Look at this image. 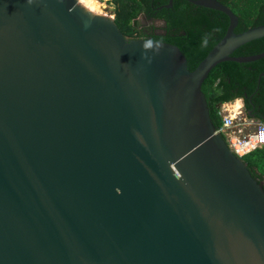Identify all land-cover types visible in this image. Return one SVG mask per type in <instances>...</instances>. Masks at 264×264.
I'll use <instances>...</instances> for the list:
<instances>
[{
	"label": "water",
	"instance_id": "obj_1",
	"mask_svg": "<svg viewBox=\"0 0 264 264\" xmlns=\"http://www.w3.org/2000/svg\"><path fill=\"white\" fill-rule=\"evenodd\" d=\"M190 1L229 17L193 70L79 0H0V264H264L263 181L202 90L264 24Z\"/></svg>",
	"mask_w": 264,
	"mask_h": 264
},
{
	"label": "trees",
	"instance_id": "obj_2",
	"mask_svg": "<svg viewBox=\"0 0 264 264\" xmlns=\"http://www.w3.org/2000/svg\"><path fill=\"white\" fill-rule=\"evenodd\" d=\"M115 4V22L130 37H148L176 44L193 70L224 36L229 17L222 11L197 5L190 0H110ZM238 16L236 32L264 24V0H219ZM158 7H161L159 10ZM164 19V24L141 25L140 15ZM160 29L163 32H160ZM217 36H214V34ZM264 51V37L239 46L232 55ZM210 115L216 128L222 124L220 106L242 99L249 117L264 121V58L251 62L228 60L216 65L203 82ZM252 175L264 184V147L242 156Z\"/></svg>",
	"mask_w": 264,
	"mask_h": 264
},
{
	"label": "built area",
	"instance_id": "obj_3",
	"mask_svg": "<svg viewBox=\"0 0 264 264\" xmlns=\"http://www.w3.org/2000/svg\"><path fill=\"white\" fill-rule=\"evenodd\" d=\"M222 124L216 129L225 138L228 146L239 157L264 147V121L249 117L242 107L232 111L228 103L220 106Z\"/></svg>",
	"mask_w": 264,
	"mask_h": 264
},
{
	"label": "bare ground",
	"instance_id": "obj_4",
	"mask_svg": "<svg viewBox=\"0 0 264 264\" xmlns=\"http://www.w3.org/2000/svg\"><path fill=\"white\" fill-rule=\"evenodd\" d=\"M79 2L91 11L101 13L104 3L101 0H79ZM232 111H238L242 107V100L236 99L232 102H227Z\"/></svg>",
	"mask_w": 264,
	"mask_h": 264
},
{
	"label": "rangeland",
	"instance_id": "obj_5",
	"mask_svg": "<svg viewBox=\"0 0 264 264\" xmlns=\"http://www.w3.org/2000/svg\"><path fill=\"white\" fill-rule=\"evenodd\" d=\"M101 1L104 3V6L102 7L101 13L112 15V16L115 15L114 14L115 4L113 2H111L110 0H101ZM139 19H140V22H141L142 26L148 25V23L150 24V21H148V20L144 21L142 18H139Z\"/></svg>",
	"mask_w": 264,
	"mask_h": 264
},
{
	"label": "flooded vegetation",
	"instance_id": "obj_6",
	"mask_svg": "<svg viewBox=\"0 0 264 264\" xmlns=\"http://www.w3.org/2000/svg\"><path fill=\"white\" fill-rule=\"evenodd\" d=\"M168 4H169V3H168ZM160 8H161V7H158L157 9L159 10ZM111 16H112V15H111ZM113 16L115 17V15H113ZM139 18H142L144 21H145V20L150 21V24H151V23H155L156 26L160 25V23H163V24H164V22H165L164 19L155 18V17H153V16H148V15H146V14H141ZM150 24L148 23V25H145V27L149 26ZM160 32H163V30L160 29ZM214 36H217V34L215 33ZM138 38L150 39V38H148L147 36H146V37H138ZM152 40H153V39H152Z\"/></svg>",
	"mask_w": 264,
	"mask_h": 264
},
{
	"label": "clouds",
	"instance_id": "obj_7",
	"mask_svg": "<svg viewBox=\"0 0 264 264\" xmlns=\"http://www.w3.org/2000/svg\"><path fill=\"white\" fill-rule=\"evenodd\" d=\"M239 99V98H238ZM242 100V99H241ZM225 103H227V102H225ZM242 104H243V106H244V103H243V100H242Z\"/></svg>",
	"mask_w": 264,
	"mask_h": 264
}]
</instances>
